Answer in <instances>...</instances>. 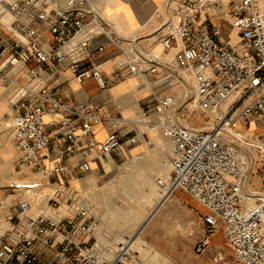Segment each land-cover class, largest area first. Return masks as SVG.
<instances>
[{
  "label": "built area",
  "instance_id": "1",
  "mask_svg": "<svg viewBox=\"0 0 264 264\" xmlns=\"http://www.w3.org/2000/svg\"><path fill=\"white\" fill-rule=\"evenodd\" d=\"M211 3L168 2L155 27L138 40L137 31L120 36L93 0H9L6 9L0 0V74L13 81L10 112L2 117L4 132L20 163L42 176L4 185L7 194L17 195L0 199V264L134 260L130 237L116 242L109 257L101 255L92 236L97 219L87 207L72 204L75 192L67 184H50L47 207L59 209L60 200L72 206L69 214L56 220L42 210L36 212L21 191L42 186L51 171L71 176L74 170L64 162L83 140L101 154H121L120 127L125 119L90 99L74 101L60 84L49 82L63 62L78 82L93 79L100 93L127 78L139 79L150 92L142 103L144 123L160 129L173 145L168 176L155 179L158 204L183 190L206 209L202 234L193 247L196 254L209 246L221 226L235 262L264 264V190L242 192L254 163L251 144L234 126L236 121L264 116V12L258 0H230L225 7H216L238 31L239 40L231 46L219 39L217 26L202 18ZM6 12L9 19L4 21ZM43 31L49 40H42ZM98 36L105 41L97 42ZM143 38H151L148 45L141 43ZM156 44L161 45L158 52ZM106 45L117 49L116 57L109 64L108 59L95 62V54ZM16 62L23 77L16 76L20 70L12 72ZM6 68L11 71L5 73ZM183 80L189 81L188 91L175 95L171 90L180 89ZM192 111L200 112L205 126L189 124ZM100 123H106V134L96 141L93 130ZM256 147L260 155L256 160L264 169V146ZM77 167L87 170L89 165L83 161Z\"/></svg>",
  "mask_w": 264,
  "mask_h": 264
},
{
  "label": "crops",
  "instance_id": "2",
  "mask_svg": "<svg viewBox=\"0 0 264 264\" xmlns=\"http://www.w3.org/2000/svg\"><path fill=\"white\" fill-rule=\"evenodd\" d=\"M103 0H96L93 2L101 8ZM230 0H212V3L205 8V12L202 13V18L205 19L207 25H215L219 29V39L223 43H227L231 46H235L239 40V34L235 27L231 26V18L222 14L217 6L225 7ZM106 4V15L107 20L114 23L116 29H122L121 32L137 31L143 32L142 36L147 35L158 22L157 12H159L165 0H104ZM264 8V6H262ZM113 21V22H112ZM151 38L143 39V41ZM42 40H49V34L46 31L42 33ZM97 42H104L103 36L96 37ZM142 41V42H143ZM117 49L112 45H106L104 51L96 53L93 60L99 62L103 59H108L109 64L115 56ZM172 54V51H169ZM20 70L21 66L19 67ZM60 71L58 74H51L48 78L49 82L54 84H60L63 90L70 92L71 97L74 101L90 99L94 105H103V107L111 114L122 117L125 119L124 123L120 127L121 136V154H101L97 146L86 147V140L78 146V149L72 152L65 160L64 164L66 168L73 169L71 176H62L55 171H51L41 185H48L54 183H65L69 188L75 192L74 200L72 204L75 206L80 203L83 207L88 205L84 201L85 192L93 184H98L100 178L106 177V182L110 181L111 178L120 175L122 172L121 166L128 162L130 166L134 165L135 161L143 160L156 162L150 163H139L137 164L133 172L144 170L148 173L154 174L155 170L165 166V162L170 161L171 157V145L169 139L161 132L160 129L148 128L144 123V113L142 111V103L149 95L147 88L135 90V85L139 80L136 77L127 78L121 82L112 84L108 92H98V88L91 78H86L82 82H78L73 73L67 68V63L63 62L59 66ZM107 72L109 68L106 69ZM10 68H6L4 72H10ZM21 72V71H20ZM16 76L23 77L21 73ZM13 81L7 80L4 75L0 74V117L8 115L10 112L11 99L13 97L12 90ZM154 119V118H153ZM242 134L248 135L251 140H254L259 146H264V116L253 119L250 123L240 121ZM106 123H100L94 127L93 138L96 141H102L105 138ZM132 137L134 140L130 141ZM3 153L0 151V164H2ZM257 155V154H256ZM258 158V156H256ZM2 161V162H1ZM87 161L89 168L87 170H79L77 165L81 162ZM158 161V162H157ZM168 164V163H167ZM255 170L253 173H248L246 177L245 186L243 192L250 188L257 190H264V169L261 168L260 162L254 163ZM110 166L107 168V166ZM132 173V172H131ZM9 173H0V185H4L5 181L14 177ZM124 175H121V179L118 182L117 190L119 192V186L122 182ZM16 177V176H15ZM21 179L33 180L42 178L39 173H31L28 175L18 176ZM17 177V178H18ZM117 177V178H118ZM59 201V207L62 205ZM200 206L206 209L200 204ZM72 211V210H71ZM204 213V214H205ZM203 214V215H204ZM105 232V234L103 233ZM94 238H96V245L100 249V253L103 257L108 255V251L104 245L111 238L106 239V231L100 228L92 230ZM130 237V236H125ZM124 237V238H125ZM225 239L223 230L219 228L211 236L210 243H220L221 240ZM116 241V239H114ZM116 244V242H114ZM114 244V245H115ZM224 244L226 242L224 241ZM227 245V244H226ZM110 249V248H109ZM109 257V256H108Z\"/></svg>",
  "mask_w": 264,
  "mask_h": 264
},
{
  "label": "rangeland",
  "instance_id": "3",
  "mask_svg": "<svg viewBox=\"0 0 264 264\" xmlns=\"http://www.w3.org/2000/svg\"><path fill=\"white\" fill-rule=\"evenodd\" d=\"M175 1L177 0H165L160 8V13L157 12L159 13L157 15L158 20L163 14H165L167 3L173 2V4H175ZM262 2H264V0H262ZM260 6H264V3ZM139 33L140 34H137L138 40L139 38H142L141 34H145L143 32ZM146 34L148 35V33ZM148 42L149 41L146 40L141 43L146 46L148 45ZM20 71L22 74V70ZM187 121L189 124L196 127L206 125L204 118L201 115L200 117L195 115V111L190 113ZM3 125L4 122L1 116L0 151L7 143L10 146V143L8 142L9 140L2 129L4 127ZM236 128L240 130L242 129L239 124ZM10 149H12L11 154L4 155L2 158L3 162L1 161L2 164H0V173L4 174L11 171V175L14 177L5 181V184L12 181L14 182L16 179H21L18 176H29V174L32 173V171L20 163L15 149L13 150L11 146ZM255 150L254 153H256ZM134 163V165L130 166L128 162H125L121 166L122 172L119 177L115 176L108 182L105 181L107 176L100 178L99 183L90 186L84 194V201H86L88 209L97 219L98 225L95 229L100 228L106 231L105 240L109 238L112 239V241L107 243L111 244V246L104 245L105 242H99L102 243V246H105V249L108 251V255L111 254L109 253V248L114 246V242L122 241L125 236H130L132 239L130 248L134 254V260L131 264H150V262L145 263L142 258L145 257V255L147 257L150 256V254L147 253L150 249H156L161 255L167 258L168 264H237L232 251L226 244H224L225 239L221 240L220 243H210L209 246L200 254H196L194 252V244L202 234L201 216L205 213V210L200 206L199 202L183 190H177L163 204H158L159 197L149 196V198H151L150 203L143 201L129 210H120L121 212L119 213L116 209H118V206L122 205L119 199L117 185L121 179V175L133 172L134 167L139 163L153 164L156 162L139 160ZM165 163H168V168L169 161ZM160 175L161 173L157 176ZM16 181L19 182V180ZM4 185H0V199H8V195H17V193L7 194V192L4 191ZM142 187L145 188L144 190L148 191L147 186H140V188ZM46 189L47 188H41L37 190V192H45ZM137 190L138 188L135 187L134 191L136 192ZM21 191L25 196L32 195V197H30V201L33 209L38 212L40 208L38 207V203L33 198L36 192ZM48 196L49 195H46L45 200ZM11 198H14V196L10 197V199ZM61 203L62 205L60 209L65 208L64 210L66 213L64 214H69L72 210V206H67V208L65 206V202ZM154 207H157L154 210V213L149 215ZM45 212L49 216V212L51 211L46 208ZM60 213L63 214V212ZM219 228L220 226L217 227L216 231H218ZM114 239H116V241H114ZM90 241L92 242L93 239Z\"/></svg>",
  "mask_w": 264,
  "mask_h": 264
},
{
  "label": "bare ground",
  "instance_id": "4",
  "mask_svg": "<svg viewBox=\"0 0 264 264\" xmlns=\"http://www.w3.org/2000/svg\"><path fill=\"white\" fill-rule=\"evenodd\" d=\"M3 1V3H4V8L6 9L7 8V5H8V2H9V0H2ZM98 1L99 0H96V2L98 3ZM262 3H264V2H262V0H258V6H259V8L261 9V11L262 12H264V8H262V6H260V5H262ZM99 4V3H98ZM96 5V4H95ZM106 5H105V2H104V0L102 1V5H101V8L102 9H100V8H98V6H97V8L99 9V10H101V12H102V14H103V16H104V18L107 20V15H106ZM159 13H160V10H159ZM157 15H158V13H157ZM4 21H7L8 19H9V13L8 12H6L5 14H4V16H3V18H2ZM110 22V21H109ZM113 22V21H112ZM111 23V22H110ZM112 25H114V22H113V24ZM113 28L116 30V31H118L119 33H120V36H122V37H125L126 36V34H132V33H134V31H127V32H121L122 31V29H116L114 26H113ZM144 39V38H143ZM150 41H151V39H150ZM160 48H161V45L160 44H156L155 46H154V50H155V52H158L159 50H160ZM21 65H20V63H18V62H16L15 63V65H14V68L12 69V72H15V71H17V70H20V67ZM188 85H189V81L188 80H183V84L182 85H180V89H177V87H175V88H173L172 90H171V92H174L175 93V95H176V92L178 93V94H180V91L182 90V92H187L188 91ZM142 88H144V86H140V81L138 80L137 81V83H136V85H135V90H140V89H142ZM180 90V91H179ZM177 94V95H178ZM231 98H232V96H230L228 99H226L227 101L228 100H231ZM195 115H197L198 117H200V112H198V111H195ZM202 116V115H201ZM203 117V116H202ZM205 120V119H204ZM253 119H251V120H249V121H247V123L249 122H251ZM241 122L240 121H236L235 122V129L239 132V133H241L242 134V129L240 130V129H237L236 128V126L239 124V125H241L240 124ZM4 127H5V123H4V125H3ZM4 127L2 128L3 129V131H4ZM242 137H244L245 139H247V141L251 144L250 145V147H252L251 148V153H252V156H253V158H252V163H256V162H258L256 159V156H258V158H260V155H259V150H258V148L256 147V146H258V144H256L255 142H254V140H251L250 139V137L249 136H246L245 134H242ZM9 141V143H10V146L13 148V150L15 149V151H16V148L14 147V144L11 142V140L10 139H8ZM255 146H254V145ZM170 145H171V154H172V152H173V145L170 143ZM10 146L8 145V143L6 144V145H4L2 148H1V151H2V153H3V155L2 156H4V155H8V154H11V152H12V149H10ZM254 146V147H253ZM256 149V150H255ZM254 150L256 151V153H254ZM17 152V151H16ZM257 154V155H256ZM17 155H18V153H17ZM255 165V164H254ZM167 166H168V164L166 163L165 164V166H163V167H160V168H158V169H156L155 170V172H154V174H150V173H148L147 171H144V170H139V171H136V172H130V173H128V174H124V176H123V179H122V182L120 183V186H119V199H120V202H121V205L122 206H118L117 208L118 209H116V210H118V212L120 213L121 211L120 210H122V211H124V210H129V209H131L132 207H134L135 205H137V204H140L141 202H143V201H145V202H147V203H150V200H151V198H149V196H152V197H160V191L158 190V188H157V186H156V184H155V179L157 178V177H161V178H166L167 176H168V173H169V168H170V161H169V167L167 168ZM108 167H110L109 165L107 166V168ZM254 170H255V167H253L252 166V168L249 170V174L250 173H253L254 172ZM161 173V175L160 176H157V175H159ZM40 174V173H39ZM11 180H13V179H11ZM16 180H19V182L20 183H23V184H25V183H28L29 181L28 180H25V179H16ZM15 180V181H16ZM24 181H26V182H24ZM246 181V180H245ZM16 182H18V181H16ZM140 186H147L148 187V191H146V190H144L145 188H140ZM135 187L136 188H138V190L135 192L134 191V189H135ZM41 188H47L46 189V191L45 192H37V190H39V189H41ZM248 190H256V191H262V190H257V189H253V188H250V189H248ZM247 190V191H248ZM25 191H27V192H29V191H34V192H36L35 194H34V196H33V198H34V200L38 203V207L40 208V210H42L43 212H44V214L48 217V218H50L51 220H56L57 218H58V216L59 215H62V213H60V212H63V214L64 213H66L65 212V208H61L60 209V207H59V209H57V210H55V211H53V210H51V209H49V207H47V205H46V200H45V198H46V195H49V193L51 192V185L50 184H48V185H42V186H40V187H38V188H35V189H29V190H25ZM246 191V192H247ZM242 192H243V189H242ZM244 193V192H243ZM244 194H246V193H244ZM25 196V195H24ZM28 198H30V197H32V195H30V196H27ZM159 199V198H158ZM249 203L247 202V203H245V205H248ZM42 205H44V206H42ZM65 206L67 207V205L65 204ZM46 208H48L51 212H49V216L46 214V212H45V209ZM68 208V207H67ZM66 208V209H67ZM114 208V207H113ZM157 207H154L152 210H151V212L149 213V215H152L153 213H154V210L156 209ZM68 210V209H67ZM115 212H117V211H115ZM55 214V215H54ZM147 218V217H146ZM145 218V219H146ZM144 219V220H145ZM220 228L222 229V227L220 226ZM217 229V228H216ZM223 230V229H222ZM174 231V230H173ZM216 231V230H215ZM104 234H105V232H103ZM173 233V232H172ZM224 233V232H223ZM92 236H94V235H92ZM225 237V236H224ZM94 238V237H93ZM96 239V238H95ZM225 242H226V240H225ZM227 244V243H226ZM228 246V245H227ZM229 247V246H228ZM230 248V247H229ZM230 250H231V248H230ZM232 251V250H231ZM145 252H147V251H145ZM147 253H149L150 254V256L149 257H147L145 254V257H142L143 258V260H144V262L145 263H147V262H150V264H168V260H167V258H165L163 255H161L156 249H150V251H148ZM232 253H233V251H232ZM110 255V254H109ZM109 255H107V257L109 256ZM234 255V254H233ZM105 257H106V255H104ZM237 263V262H236ZM238 264V263H237Z\"/></svg>",
  "mask_w": 264,
  "mask_h": 264
}]
</instances>
